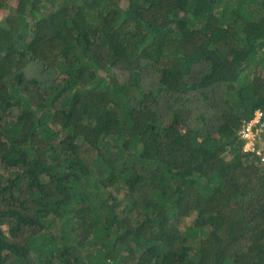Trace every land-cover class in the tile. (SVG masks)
Segmentation results:
<instances>
[{
	"label": "trees",
	"instance_id": "1",
	"mask_svg": "<svg viewBox=\"0 0 264 264\" xmlns=\"http://www.w3.org/2000/svg\"><path fill=\"white\" fill-rule=\"evenodd\" d=\"M257 110L264 0H20L0 264H264V165L238 135Z\"/></svg>",
	"mask_w": 264,
	"mask_h": 264
},
{
	"label": "built area",
	"instance_id": "2",
	"mask_svg": "<svg viewBox=\"0 0 264 264\" xmlns=\"http://www.w3.org/2000/svg\"><path fill=\"white\" fill-rule=\"evenodd\" d=\"M240 135L244 141L242 152L256 155L264 165V112L259 110L244 121Z\"/></svg>",
	"mask_w": 264,
	"mask_h": 264
},
{
	"label": "clouds",
	"instance_id": "3",
	"mask_svg": "<svg viewBox=\"0 0 264 264\" xmlns=\"http://www.w3.org/2000/svg\"><path fill=\"white\" fill-rule=\"evenodd\" d=\"M11 1L12 0H9L8 2H7V5H5L3 8H1L0 9V24H2V20H3V18L4 17H8L9 16V14H11V13H14L15 12V10H16V8H17V6H18V4H19V2H20V0H16V2H15V4L14 5H10V3H11ZM257 111H259V110H257ZM256 111V112H257ZM256 112H255V114H256ZM254 114V115H255ZM254 115H253V117H254ZM252 117V118H253ZM252 118H250V119H252ZM249 119V120H250ZM244 123V122H243ZM243 123H242V125H243ZM241 128H242V126H241ZM241 130V129H240ZM240 130H239V132H238V135H239V138H240V140H241V142H242V145H241V151H242V147H243V144H244V141H243V139L241 138V135H240ZM244 153V152H243ZM245 154V153H244ZM248 154H252V153H248ZM253 156H255V157H257L256 155H254V154H252ZM252 156V157H253ZM254 158V157H253ZM258 158V157H257ZM259 161H260V158H259ZM260 163H261V161H260ZM261 165H263L262 163H261Z\"/></svg>",
	"mask_w": 264,
	"mask_h": 264
},
{
	"label": "rangeland",
	"instance_id": "4",
	"mask_svg": "<svg viewBox=\"0 0 264 264\" xmlns=\"http://www.w3.org/2000/svg\"><path fill=\"white\" fill-rule=\"evenodd\" d=\"M15 2H16V0H12L11 3H10V5H11V6L14 5Z\"/></svg>",
	"mask_w": 264,
	"mask_h": 264
}]
</instances>
